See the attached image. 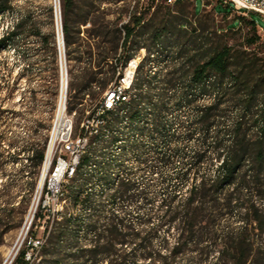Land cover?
I'll list each match as a JSON object with an SVG mask.
<instances>
[{
    "label": "trees",
    "instance_id": "trees-1",
    "mask_svg": "<svg viewBox=\"0 0 264 264\" xmlns=\"http://www.w3.org/2000/svg\"><path fill=\"white\" fill-rule=\"evenodd\" d=\"M60 1L69 59L74 26L85 25L87 14L70 21L74 0ZM231 7L219 2L214 9L227 14ZM12 11L13 0H0V15ZM157 13L159 24L142 32L150 31L152 44L141 46L146 54L128 101L93 126L75 175L60 191L61 210L47 211L41 245L29 260V246L20 249L14 264H264V44H258L255 21L247 22L249 36L236 45L230 34L241 17L219 30L181 22L169 9ZM144 15L121 29L96 28L110 46L97 45L101 58L74 77V99L86 93L95 98L107 88L116 71L99 78L103 66L117 52L121 31L125 47ZM31 36L45 45L52 38L22 12L1 34L0 52ZM85 54L93 57L90 47ZM204 96L208 103L196 108ZM3 113L0 108V174L5 163L26 156L0 185V244L22 223L48 137V126L40 123L18 149L1 130ZM4 141L12 152L2 149ZM213 162V173H204ZM41 212L39 206L34 219Z\"/></svg>",
    "mask_w": 264,
    "mask_h": 264
},
{
    "label": "rangeland",
    "instance_id": "rangeland-1",
    "mask_svg": "<svg viewBox=\"0 0 264 264\" xmlns=\"http://www.w3.org/2000/svg\"><path fill=\"white\" fill-rule=\"evenodd\" d=\"M219 2L227 4L228 0H181L180 2L171 0L170 3L167 0H74V11L70 21L77 23L84 14H87V22L85 25L74 26L75 33L78 31V34H75L71 39L70 51L72 52L68 59L67 49L63 42L61 1L57 0V14L55 0H13V11L0 15V36L16 22L19 14L26 12L30 14L43 36L52 38L50 43L45 45L39 37L31 36L28 38V43L19 42L18 47L3 49L0 52V75L6 76V78L0 80V108L4 110L1 130L5 133L6 138L16 143L18 149L31 140V130L35 129L40 123L48 126V130L45 132L49 135L58 104L62 63L67 82V107L74 105L71 111L68 108L67 110L68 112L76 110L74 131L75 134L78 133V124L83 119H81V114L85 116L84 111L91 109L88 107L96 104L101 95L99 94L95 98L90 96L86 100L84 98L76 100L73 97L74 92L69 91V85L77 82L74 77L79 70L88 66L86 64L89 61L94 64L101 58L95 50L97 45L110 46L109 37L102 43V38L95 35L96 28L100 25L106 26L108 30L121 29L122 25L132 20V18L139 14H145L144 24L141 23L134 27L132 36L125 47L120 45L123 37L121 31L117 52L115 54L110 53V57L106 61L108 66H106L107 64L104 65V62L102 63L104 65L103 73H106L100 74L99 78L109 77L112 70L116 71L121 66L124 68L132 58H137L139 62L145 56L146 50L141 46H151L149 30L162 20L160 14H155L156 8L161 9L162 12L169 9L172 16L175 19L178 18L181 22L190 23L195 21L196 26L200 29L221 30L231 24L235 18L241 17L243 21H241L240 28L230 34V41L236 45L243 44V39L249 36V28L246 24L253 19L256 26V35L259 37L258 44H264V18L262 16L238 11L233 7H231L229 13L225 14L214 9ZM149 5H153V7L147 10ZM194 10L197 13L196 16L193 14ZM150 23L151 25H147ZM147 28L149 29L148 32L145 31L146 33L142 34ZM57 29H59L62 37L61 45L59 39L61 37L56 31ZM89 47L93 53L91 59L85 54ZM153 54L155 55V52ZM33 94L36 96L35 99H32ZM54 94L56 95L54 96ZM207 103V97H199L196 108H200ZM7 144V141L2 142V149L9 150ZM13 150L9 151L12 152ZM25 156L20 153L18 163L4 164L3 173L0 174V185L8 179V176L11 177L19 170L20 164L25 163ZM215 166L216 162H213L210 166L205 165L202 171L206 174H212ZM39 175H41V168ZM155 176L154 174L153 177ZM39 181L40 176L37 180L36 190ZM36 190L22 223L7 232L2 238L0 264H14L19 250L27 246L30 237L41 241L44 239L43 231L48 212L42 209L41 218L34 219L36 212H38V204L41 202L40 200L36 206V201L33 204V200H36ZM183 192H186V187ZM19 198L17 197L15 201ZM57 203L59 208L62 202L59 200ZM14 205L16 206L17 203ZM9 249H11V252L9 256L5 257Z\"/></svg>",
    "mask_w": 264,
    "mask_h": 264
},
{
    "label": "built area",
    "instance_id": "built-area-1",
    "mask_svg": "<svg viewBox=\"0 0 264 264\" xmlns=\"http://www.w3.org/2000/svg\"><path fill=\"white\" fill-rule=\"evenodd\" d=\"M168 3L171 0H167ZM232 7L238 11L246 13H255L264 18V0H228ZM58 33V29L56 30ZM123 32V31H122ZM124 34V32H123ZM59 42V41H58ZM62 43V40H61ZM144 49V48H143ZM61 55V54H60ZM137 59V58H136ZM131 62H127L126 69H117L114 79L108 83L107 88L102 90L100 99L89 110L84 111L85 116L82 115V121L78 124V133L75 134V120L66 119V87L65 69L61 63L60 73V90L57 109H55L54 132H51V138L47 140L44 162L42 163V179L39 182L38 190H36L35 206L38 204L41 209L56 213L61 210V204L58 206V193L67 183L68 173L74 170V161L82 154L83 141L85 136L91 132L96 121L104 112V104L112 96H120L127 91V80L130 75ZM64 70V89L62 90V75ZM89 93L84 94V100L88 99ZM80 105V104H79ZM74 112L76 110L74 109ZM47 167L45 168V164ZM41 245V240L36 238H29L27 246L26 259L29 260L30 253L37 251Z\"/></svg>",
    "mask_w": 264,
    "mask_h": 264
},
{
    "label": "bare ground",
    "instance_id": "bare-ground-1",
    "mask_svg": "<svg viewBox=\"0 0 264 264\" xmlns=\"http://www.w3.org/2000/svg\"><path fill=\"white\" fill-rule=\"evenodd\" d=\"M56 2V8H57V14H58V7H57V0H55ZM58 28H59V24H58ZM58 33H59V37H61L60 35V31L58 29ZM60 40L62 39L59 38ZM60 45H61V42H60ZM128 62H131V66H130V75H128V80H127V91H125L124 94H121L120 96H112L107 103L104 104V112L101 114V116L106 113V111H110V110H113V109H117V108H123L122 104L123 102H126L128 101L129 99V91L131 89V86H132V82H133V78H134V74H135V70H136V67L138 65V59H135V58H132L130 59ZM125 66V65H124ZM127 65L123 68V69H126ZM121 69V68H120ZM66 80V78H65ZM64 89V70H63V75H62V90ZM57 109V108H56ZM76 115V112L72 111V112H68L67 110V105H66V119H69V120H74V116ZM100 116V117H101ZM99 117V118H100ZM54 122H55V114H54V119H53V122H52V126H51V129L49 131V135H48V139L51 138V132H54ZM97 123H100V121H96ZM103 122V121H101ZM95 125V124H94ZM91 135V133L87 134L85 136V140L83 141V150L86 148V146L88 145L89 143V136ZM44 162V160H43ZM80 163V155L79 157H77V161H74V170L70 173H68L67 175V179L69 178H72L74 175H75V172H76V169L78 167ZM47 167V163L45 164V168ZM40 176V181L41 182V179H42V166H41V175ZM39 186V185H38ZM38 190V188H37ZM60 191L59 190V193H58V198L60 196ZM11 252V249L7 250L6 252V255L5 257L9 256ZM10 258V257H9Z\"/></svg>",
    "mask_w": 264,
    "mask_h": 264
}]
</instances>
